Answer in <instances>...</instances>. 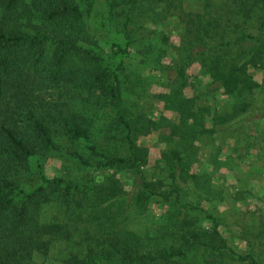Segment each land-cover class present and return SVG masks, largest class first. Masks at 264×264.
<instances>
[{
  "label": "trees",
  "instance_id": "trees-1",
  "mask_svg": "<svg viewBox=\"0 0 264 264\" xmlns=\"http://www.w3.org/2000/svg\"><path fill=\"white\" fill-rule=\"evenodd\" d=\"M185 1L104 0L102 42L90 26L97 0H0V264H44L54 240L74 241L60 264H261L253 241L238 252L218 231L200 205L217 190L192 166L204 138L246 148L237 134L264 118V0ZM169 17L177 43L148 26ZM136 67L164 75L155 97L175 121L142 112ZM160 127L168 147L146 167L137 135ZM51 156L90 171L47 177ZM119 171L131 172L129 190ZM156 198L164 213L145 223ZM50 205L61 216L44 220Z\"/></svg>",
  "mask_w": 264,
  "mask_h": 264
},
{
  "label": "rangeland",
  "instance_id": "rangeland-1",
  "mask_svg": "<svg viewBox=\"0 0 264 264\" xmlns=\"http://www.w3.org/2000/svg\"><path fill=\"white\" fill-rule=\"evenodd\" d=\"M195 1L187 0L184 5L187 9L196 7ZM103 9L104 0H97L90 18L92 31L96 32L102 42L106 40L108 32L105 30L106 22ZM174 20L169 17L168 21L167 19L164 20L166 22L158 25V27L152 23H148V26L163 31L167 36H170L172 42L177 43L180 28ZM161 61L168 63L170 56L161 57ZM132 62L136 63V60ZM136 71L140 72V76L144 78L140 91L142 100H139V103L145 116L156 120L160 116H165L166 119L175 121V113L166 110L162 102L155 97L156 93L164 91L161 86L164 75L157 71L147 70V68L136 67ZM197 71V63L188 70L190 75H195ZM260 75L259 71L253 70V76L256 80H260ZM199 79L202 83L208 80L207 77H200ZM184 92L189 95L190 89L186 88ZM126 98L127 101H131V94H128ZM246 128L251 137L245 138L244 134L239 133L236 138L239 144L250 141L251 144L246 148H238L239 145H236L232 138H221V140L218 137L209 138L210 136L204 138L203 144L199 142V160L193 164L192 169L206 175L209 184L211 183L210 186L219 192H216L213 195L214 199L210 201L202 199L200 205L217 218L218 231L227 243L234 250L245 253L253 241L257 258L261 264H264V237L258 236L263 218L261 213H264V169L259 166L264 162V118L256 120L254 124H247ZM168 132V128L160 127L154 132L137 135V144L146 148L148 152L146 167L153 166L160 159L161 151L168 147L167 141L162 139V136ZM239 138H242V141ZM41 165L42 171L47 177L63 176L78 179L90 171L78 163L65 161L55 156L42 160ZM116 177L126 189H130L131 172L119 171L116 173ZM164 209L165 207L161 206L158 198L153 199L147 207L144 216L145 223L155 221L158 214L164 213ZM53 215L60 217L61 211L50 205L44 209L42 216L44 220H48ZM138 221L132 222L134 229H138L140 226ZM201 225L204 228H210L212 226L211 220L204 218ZM73 242L54 240L49 252L43 258L44 264H60L62 258L73 247Z\"/></svg>",
  "mask_w": 264,
  "mask_h": 264
}]
</instances>
